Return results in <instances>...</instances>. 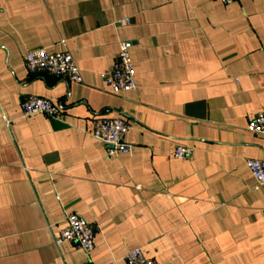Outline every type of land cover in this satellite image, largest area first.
Returning a JSON list of instances; mask_svg holds the SVG:
<instances>
[{"label": "crops", "instance_id": "1", "mask_svg": "<svg viewBox=\"0 0 264 264\" xmlns=\"http://www.w3.org/2000/svg\"><path fill=\"white\" fill-rule=\"evenodd\" d=\"M129 19L120 24L118 20ZM129 44L137 89L104 72ZM69 51L83 82L31 72L25 56ZM39 95L62 119L26 116ZM264 0H0V264H264ZM132 124L115 156L94 122ZM177 144L193 148L174 156ZM67 213L96 230L90 256L56 243Z\"/></svg>", "mask_w": 264, "mask_h": 264}, {"label": "built area", "instance_id": "2", "mask_svg": "<svg viewBox=\"0 0 264 264\" xmlns=\"http://www.w3.org/2000/svg\"><path fill=\"white\" fill-rule=\"evenodd\" d=\"M223 3H232L235 0H219ZM120 24L129 23V19L118 20ZM29 71H48L55 76L65 77L69 80L82 83L81 70L69 51L55 53L48 52L45 48L30 50L25 56ZM136 71L130 53L129 44L125 40L120 41V50L114 63L104 72L103 77L114 94H120L137 89L135 79ZM23 114L26 116L43 113L54 119H62L60 106L51 100L39 95H31L21 102ZM132 128V124L121 118H101L94 122L90 134L101 141L107 147V155L115 156L120 153H128L133 150V145L125 141L126 133ZM247 129L256 134H264V113H260L249 121ZM193 155V148L177 144L174 156L179 159H189ZM247 167L260 183L264 184V160L248 158ZM66 226L56 238L59 245L66 240L77 242L90 256L94 248L95 228L81 215L67 213ZM127 264H159L155 260L145 256L142 248H136L126 255ZM86 264H93L88 261Z\"/></svg>", "mask_w": 264, "mask_h": 264}]
</instances>
